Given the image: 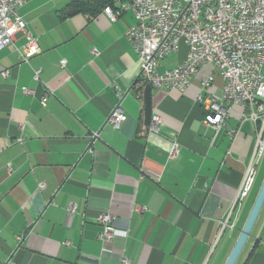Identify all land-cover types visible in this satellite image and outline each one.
<instances>
[{
	"label": "crops",
	"instance_id": "crops-1",
	"mask_svg": "<svg viewBox=\"0 0 264 264\" xmlns=\"http://www.w3.org/2000/svg\"><path fill=\"white\" fill-rule=\"evenodd\" d=\"M103 3L30 0L19 13L40 53L20 61L23 32L0 52V264H120L122 257L225 264L263 181L234 210V228L224 227L255 148V126L241 124V108L227 128L206 123L198 96L220 97L224 86L208 64L184 92L152 88V117L162 122L150 131L148 83L125 36L135 17L128 11L112 22ZM187 52L182 44L159 71L178 66ZM116 107L128 117L119 129L107 124ZM231 130H238L233 138ZM172 140L180 147L175 158ZM263 211L237 264H264ZM104 213L125 237L99 240Z\"/></svg>",
	"mask_w": 264,
	"mask_h": 264
},
{
	"label": "built area",
	"instance_id": "built-area-1",
	"mask_svg": "<svg viewBox=\"0 0 264 264\" xmlns=\"http://www.w3.org/2000/svg\"><path fill=\"white\" fill-rule=\"evenodd\" d=\"M29 1L0 0V52L13 44L17 33L23 32L26 43L18 52L20 61L26 64L40 53L37 38L28 31L19 13ZM128 11L133 13L135 24L125 36L138 54L141 76L153 89L184 92L193 77L212 64L220 72L224 86L220 97L198 96V102L207 113L206 123L216 131L227 128L231 113L241 108V124L250 122L255 126V148L242 187L224 224L233 229L234 210L252 192L258 167L264 158V0H112L103 13L116 22ZM182 44L188 49L186 59L175 68L160 72L159 64L171 53L178 52ZM60 65L65 68L67 61L62 60ZM8 75V71L3 73L5 77ZM34 79L41 82V70L34 71ZM213 81L214 78L209 77L204 87H209ZM23 91L31 93L26 88ZM118 92L122 100L124 93ZM48 96L47 90L42 98L43 105ZM127 119V115L116 107L108 116L107 124L119 129ZM161 122L162 118L154 115L150 131L157 132ZM237 131L231 130L230 137L233 138ZM98 136L95 133L92 138ZM179 152L178 142L172 140L170 156L175 158ZM8 171L12 172L11 167ZM44 188L45 185L40 184L39 189ZM113 222L111 214L98 216L100 241L105 243L126 236ZM18 240L22 241V237ZM120 264L132 263L122 257Z\"/></svg>",
	"mask_w": 264,
	"mask_h": 264
},
{
	"label": "water",
	"instance_id": "water-1",
	"mask_svg": "<svg viewBox=\"0 0 264 264\" xmlns=\"http://www.w3.org/2000/svg\"><path fill=\"white\" fill-rule=\"evenodd\" d=\"M152 87L147 84L144 91V103H145V123L150 126L152 119V97H151ZM264 208V179L261 183L259 191L257 193L255 202L252 209L248 215V218L240 231L239 237L232 249L225 264H237L239 258L241 257L248 241L250 240L253 230L257 224V221L261 215Z\"/></svg>",
	"mask_w": 264,
	"mask_h": 264
},
{
	"label": "rangeland",
	"instance_id": "rangeland-1",
	"mask_svg": "<svg viewBox=\"0 0 264 264\" xmlns=\"http://www.w3.org/2000/svg\"><path fill=\"white\" fill-rule=\"evenodd\" d=\"M263 176H264V158H263L261 164L258 167V173H257V177H256V182L258 181V183H259L260 181H262ZM262 214L264 215V211H263ZM260 225H261V223L259 222L257 229L260 227Z\"/></svg>",
	"mask_w": 264,
	"mask_h": 264
},
{
	"label": "trees",
	"instance_id": "trees-1",
	"mask_svg": "<svg viewBox=\"0 0 264 264\" xmlns=\"http://www.w3.org/2000/svg\"><path fill=\"white\" fill-rule=\"evenodd\" d=\"M103 8H105L107 5H109L111 2H112V0H103ZM264 178V177H263ZM263 180V179H262ZM261 184V183H260Z\"/></svg>",
	"mask_w": 264,
	"mask_h": 264
}]
</instances>
